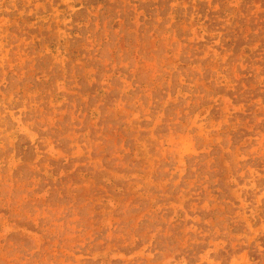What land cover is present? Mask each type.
<instances>
[{"label": "rangeland", "instance_id": "1", "mask_svg": "<svg viewBox=\"0 0 264 264\" xmlns=\"http://www.w3.org/2000/svg\"><path fill=\"white\" fill-rule=\"evenodd\" d=\"M0 264H264V0H0Z\"/></svg>", "mask_w": 264, "mask_h": 264}]
</instances>
